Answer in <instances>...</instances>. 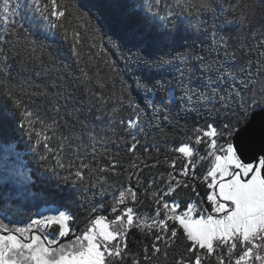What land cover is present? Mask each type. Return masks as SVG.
Returning a JSON list of instances; mask_svg holds the SVG:
<instances>
[{
  "label": "snow or ice",
  "instance_id": "obj_1",
  "mask_svg": "<svg viewBox=\"0 0 264 264\" xmlns=\"http://www.w3.org/2000/svg\"><path fill=\"white\" fill-rule=\"evenodd\" d=\"M123 7L125 12L115 21L121 43L129 52L143 51L145 64L160 71L137 81L138 87L151 93L144 98L147 103L133 97L123 78L122 92L114 100L81 80L102 110L110 102L117 105L104 112L111 120L118 119L120 136L113 148L108 143L98 146L93 121L72 118L60 103L63 94L55 81L30 94L37 97L34 102L51 106L55 115L50 122L25 105L12 84L4 83L12 72L9 58L18 48L14 42L17 29L28 37L31 27L42 25L62 32L65 39L71 38L72 53L80 63L78 46L86 34L79 28L85 24L73 27L72 20L89 26L91 21L70 0H0L4 31L0 37V76L4 80L0 83L21 117L18 127L31 141L41 166L80 186L99 184L115 189L110 192L108 214H104L103 200L94 203L79 230L72 224L76 216L60 207L38 213L39 218L24 227H10L0 220V264H129L130 257V264H264V0H233L230 4L231 14L242 27L260 33L257 41L247 43L248 33H244L230 48L223 38L218 47L213 39L207 48L196 51L193 47L181 57L171 52L183 37L167 32V23L177 7L198 23L204 13L217 12L213 0H176V5L140 0L138 6L126 3ZM29 13L31 24L25 27L18 18ZM34 45L35 40H30L33 51ZM153 50L160 54L153 57ZM100 51L106 50L100 47ZM21 91L29 94L22 86ZM149 107L153 116L158 114L168 122L167 126L152 125L157 133L151 145L145 143ZM122 110L126 115H119ZM189 113L194 114L190 128ZM8 131L0 122V136ZM157 138L174 155L165 154L161 160ZM175 138L181 142L172 143ZM205 161L208 167L201 175L197 168ZM161 164L169 169L166 176L157 173L147 179L141 175ZM200 184L208 189L203 196L198 191ZM141 187L152 201L151 212L137 210ZM185 190L189 196L182 206L178 197ZM0 211L7 216L6 209ZM133 229L146 238L140 241V256L129 246Z\"/></svg>",
  "mask_w": 264,
  "mask_h": 264
},
{
  "label": "trees",
  "instance_id": "obj_2",
  "mask_svg": "<svg viewBox=\"0 0 264 264\" xmlns=\"http://www.w3.org/2000/svg\"><path fill=\"white\" fill-rule=\"evenodd\" d=\"M139 2L140 0H70V3L91 21V26H89L85 21L72 20L73 27L78 28L79 24H85V27L79 28L81 33L86 34L83 44L78 46L82 57L80 63H77L72 53L71 38L65 39L62 32L42 25L40 29L31 27L32 35L28 37L22 29H17L18 36L14 42L18 44V48L13 49L9 58V63L12 65L11 76L7 80L0 76V80L12 84L25 105L45 119L55 115L51 106L48 103L34 102L37 97L30 94L48 87L55 81L58 90L63 94L60 103L65 106L68 113L72 114V118L93 121L96 126L98 146L101 143H108L115 148L113 141H118L120 136L118 119L111 120L104 115V112L117 105L110 102L108 108L102 110L97 100L87 91L84 84H81V80L85 81L93 91L103 94L106 98L113 97L114 100L115 96L122 92L124 85L121 84V78H123L126 87L138 102H148L144 98L151 96V93L138 87L137 81L152 78L160 70L153 67L151 63L145 64L147 56L143 51L138 52L133 49L129 52L121 43V34L115 26V21L120 19L125 12L123 5L136 3L138 6ZM184 2L187 3L188 0ZM213 2L217 12L215 14L204 13L198 23L194 16L182 13L178 7L176 8V15L167 23L165 30L173 35L179 33L183 38L171 55L181 57L193 47L196 51L207 48L213 39L217 41V47L221 38L228 42L230 48L235 47L238 38L244 33H248L247 43L257 41L260 33L247 26L242 27L231 14L230 4L233 0H213ZM165 3L176 5V0H165ZM31 15L29 13L18 19L25 24V27H29ZM93 28L99 29V32L92 31ZM2 36H4V31L2 21H0V37ZM9 39L12 37L9 36ZM30 40H35V51L28 46ZM93 44L96 47H92ZM4 47L7 48L9 45H4ZM100 47H104L106 51L101 52ZM151 54L155 57L160 52L153 50ZM30 55L31 60L28 59ZM220 55L223 56V50L220 51ZM12 56L16 58L13 59ZM42 64L55 70L45 71ZM177 65L183 67L179 60H177ZM21 86L29 94H24ZM6 92L7 89L3 83H0V122H4L9 129L7 135L0 136V210L6 209L7 217L14 221L28 224L46 207L67 208L76 216L72 224L77 230L86 224L89 208L94 203L103 200L105 202L104 214L107 215L112 199L110 192L115 189L99 184L80 186L72 181H65L61 176L42 167L35 152L32 151L31 141L18 127L21 117L12 108L11 102L5 95ZM147 112L149 115L145 120V143L151 145L157 133L152 125L159 123L167 126L168 122L160 119L158 114L153 116L150 107ZM119 115L123 116L126 113L122 110ZM94 117L100 119L94 120ZM193 118L194 114L189 113L187 116L189 128L193 123ZM171 142L179 144L181 141L175 138ZM156 143L162 147L161 160L165 154L169 157L174 155L168 153L163 147L165 144L163 139L157 138ZM151 160L152 157H149V162ZM207 167L208 162H202L197 172L203 175ZM168 171L169 169L161 164L155 169H145L141 175L151 179L157 173L166 176ZM137 190L141 201L137 210L151 212L153 205L148 193H145L142 187ZM198 191L203 196L208 189L200 184ZM188 196L189 193L185 190L178 197L182 206ZM0 212L4 214L3 211ZM142 239L146 238L141 237L135 229L129 233L130 249L138 256L142 255L143 244L140 243ZM130 260L131 257L129 264Z\"/></svg>",
  "mask_w": 264,
  "mask_h": 264
},
{
  "label": "rangeland",
  "instance_id": "obj_3",
  "mask_svg": "<svg viewBox=\"0 0 264 264\" xmlns=\"http://www.w3.org/2000/svg\"><path fill=\"white\" fill-rule=\"evenodd\" d=\"M202 148H203V146H201ZM201 148V149H202ZM48 208H51V207H46V208H44L42 211H45L46 209H48ZM41 211V212H42ZM46 214H50V213H47L46 212ZM36 218H39L38 216L36 217ZM35 219V218H34ZM0 220H4V222L5 223H9V226L10 227H14V226H19V227H24V226H26L27 224H22V223H20V222H16V221H14V220H12L10 217H7V216H5L3 213H1L0 212ZM49 233H50V235H51V233H52V230H49ZM66 239V238H65Z\"/></svg>",
  "mask_w": 264,
  "mask_h": 264
}]
</instances>
